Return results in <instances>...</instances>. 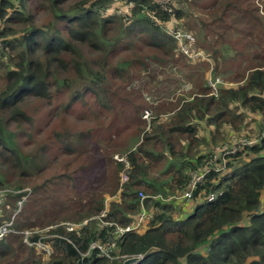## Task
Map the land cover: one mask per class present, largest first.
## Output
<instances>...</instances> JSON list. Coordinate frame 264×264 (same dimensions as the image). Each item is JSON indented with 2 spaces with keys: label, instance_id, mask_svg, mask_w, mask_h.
Here are the masks:
<instances>
[{
  "label": "trees",
  "instance_id": "16d2710c",
  "mask_svg": "<svg viewBox=\"0 0 264 264\" xmlns=\"http://www.w3.org/2000/svg\"><path fill=\"white\" fill-rule=\"evenodd\" d=\"M16 1L0 0V189L6 201L0 226L11 222L0 239V264H122L151 248L158 251L137 264H264V139L190 187L192 173L206 168L207 147L216 144L199 132L200 124L244 132L239 108L264 116V54H254L256 62L241 74L235 67L245 52L228 54L250 35L264 52V0H174L176 7L156 0ZM116 1L128 12L106 14ZM172 19L174 31L193 38L183 40L185 48L207 50L212 75L233 61L231 79L238 85L214 90L195 80L191 99L156 104L125 90L148 60L165 64L134 51L135 33L173 52L176 65L193 67L163 30ZM225 33L237 35L227 43ZM201 61L208 58L197 59L204 70L196 78L203 81L209 64ZM145 111L149 119L141 117ZM28 189L37 211L39 194L53 201L54 209H45L48 224L17 225L26 201L12 219ZM141 206L149 214L142 227L118 236L116 227L132 225ZM85 219L73 232L59 225ZM35 227L29 242L47 245L48 256L23 243L22 232ZM111 241L116 246L109 257L89 251L94 242Z\"/></svg>",
  "mask_w": 264,
  "mask_h": 264
},
{
  "label": "rangeland",
  "instance_id": "374dc122",
  "mask_svg": "<svg viewBox=\"0 0 264 264\" xmlns=\"http://www.w3.org/2000/svg\"><path fill=\"white\" fill-rule=\"evenodd\" d=\"M12 2L14 4H17L16 0H12ZM156 2H158V4H161L162 6H165L170 3H173V5L175 4L177 5V3H175L174 0H156ZM115 4L116 5L109 6L107 8L108 10L106 14H112V13L118 14V13L128 12L127 5L125 4V2L116 1ZM186 5H188L187 2H186ZM34 11H35V8L33 9V13ZM188 11L192 13L190 10ZM194 14H198V13L194 12ZM176 24L177 23L175 19H172L170 23H168V25H162V27L165 33H167L168 35H174V38H175L176 34L174 32L175 30L174 27ZM236 35L232 33L227 35L225 33V38L227 40V43L230 41H233ZM206 37L216 38L212 34H208L206 35ZM133 38L135 41L134 51L139 56L146 57V56L156 55L160 58H163V60L165 61V64H157L156 62H152L151 60H148V62L150 63V66L147 69H141L140 70L141 75L138 74L137 76L133 77V79L125 86V90L131 91L135 93L136 95H140L141 98L145 99L150 104H156L160 101L173 102V101L178 100V98L180 97L183 99H191V96L193 94H191L190 92H194V93L198 92L197 82L201 81V83L204 86L205 83H208V84L209 82L212 83V80L210 79L212 77L215 78V83H213L215 86V89H218L220 85H225V84L230 85V86L238 85L237 81L231 79L233 76L232 73L236 70V69H233L234 63L231 60L226 61L224 65H218V71L216 72L215 75H212L211 70L214 68V60L210 57L207 50L200 49L201 51H194V52H199L200 55L197 56V54H193L192 55L193 57L191 58L189 57L187 59V63H191L189 65L193 66L191 70H187L182 66L183 61L181 62L179 61L177 65L172 61V59L174 58L173 52H166L162 50L161 48H157V47H153L152 45H149L144 35H141L139 33H135L133 35ZM261 42H262V46H264V37H262ZM182 43L184 44V41ZM182 43H179V45H182ZM1 45L2 43L0 42V46ZM237 48L238 49L236 51L229 52L228 54L229 56L235 55L236 53L238 54L239 49H243V51L245 52V54L242 57L238 58V65H237L238 67H235V68H238L239 74H241L248 67H250L249 64L256 62V58L254 57V54H259V55L264 54V52L261 51V48L258 45L257 35L246 36L245 40L239 41ZM190 51H193V50H190ZM207 58H208V62L201 61V62H205L209 64V69L205 73V80L202 81L201 78H198V79L196 78V73L202 72L204 70L203 66L198 65L197 59L207 60ZM151 72L155 74V77H150L148 75V73H151ZM217 79H218V82L216 81ZM195 80H197V82H195ZM230 107L233 108L234 105H230ZM32 109L33 108H30V110ZM145 112H149V111H145ZM145 112H143V114H145ZM238 112H242V114L244 115V123L247 124L244 132H236L227 125H224L217 132L216 130L214 131L213 127H208L205 124V122L204 123L201 122L202 124L199 125V132L201 134L205 133V136L209 139V143L213 144V142H216V144L210 145V147L209 146L207 147V145L203 146L202 148H203L204 153L207 147L208 151L211 150L212 154L217 156L219 150H221L223 146H225L226 144L230 143L231 140L234 138L236 139L241 136H247L249 139L257 138L258 134L260 133L259 130H262L260 129V127L264 125V116L251 114L249 111H247L246 109H242V108H239ZM41 113H44V111H42ZM214 113H217V112H214ZM143 114L141 116L142 118H144ZM149 115H150V112H149ZM242 133H245V134H242ZM201 134H198V135H201ZM32 135L34 137L39 138L41 137L42 133L40 134L32 133ZM20 140L23 141V138H21ZM210 160L211 158L209 157L206 160V164H208ZM246 161H247L246 158L242 159L241 162L237 164V166H239L240 164L246 163ZM4 193H5V190L0 189V194H1L0 203L5 201V197L3 196ZM29 194H30V190L28 189V193L26 195V200H25L26 202L23 206V208L24 207L25 208L22 211V215L20 216V220L19 222H17V225L19 227H27L28 222L39 223L40 221L45 222L43 223L45 225L48 224L47 221L51 218V216H49L50 214L45 213V209H48L49 211L53 210L54 209L53 201L51 200V198H47L46 197L47 195L39 194L41 198L38 202L40 203V208L37 211L36 209L38 207V204L35 206L31 205L32 198L28 197ZM109 200L110 198L106 199L105 201L106 204H108ZM190 205L191 203L189 204L188 208L190 207ZM66 222H70V221H66ZM62 223H65V222H62ZM70 223H75V222H70ZM29 229H31V231H34V232L39 231L38 227L29 228ZM45 229L43 230L46 231ZM24 232H22V234ZM23 243H25L24 240H23ZM27 245L35 246L34 244L32 245L27 244Z\"/></svg>",
  "mask_w": 264,
  "mask_h": 264
},
{
  "label": "built area",
  "instance_id": "2783aa9c",
  "mask_svg": "<svg viewBox=\"0 0 264 264\" xmlns=\"http://www.w3.org/2000/svg\"><path fill=\"white\" fill-rule=\"evenodd\" d=\"M175 32V39L178 40L179 43H182L183 40H190L193 41V38L190 37L189 35H185V34H180L178 31H174ZM174 37V35H172ZM181 51L188 57H193V54H199V52H194V51H190L187 48H185L184 44L182 43L181 45ZM211 81V80H210ZM218 82V79L216 80ZM215 83V82H214ZM210 86L215 90V86L213 84V82H209ZM144 118H148L149 117V112H146L143 115ZM259 139H264V129H262L258 135V137L256 139H249L247 136H241L239 138H234L231 140L230 143L226 144L225 146H223V148L221 150H219L217 156L211 153V160L208 164H206V168L205 170H203L200 173H192V179H191V189H194L195 184L198 183L199 181H201L204 177V175H206L207 173H209L210 171H222L226 165L227 162H229V158L231 156H234L242 151H244L246 148L249 147H254V145L258 144ZM229 157V158H228ZM115 158H117V156H115ZM228 158V159H227ZM127 166V165H126ZM127 175L128 172L125 173H121V183H124L127 180ZM1 196V194H0ZM139 197L141 202L145 199V195L143 193H139ZM157 197H160V199H162V197L160 196V194L157 195ZM190 194H186L185 198H189ZM26 200V196L25 198H23L21 201H17L15 209L13 210V214H12V219L19 213V211L22 209V203L25 202ZM102 216H105L104 211L101 212ZM149 216V214L147 213L146 209L141 206V211L140 213L137 215L135 222L132 225L126 226V227H116L115 229V233L120 236L123 235L126 232H130L133 230H139L142 225L145 223V220L147 219V217ZM88 220H83L80 223H70V222H65V223H61L59 225L64 226L65 229L68 232H73L76 229L84 226L87 223ZM11 226V222H5L0 226V239H2L6 234H8L10 232L9 227ZM57 225L54 226H48L46 227V231L52 228H55ZM44 230H40V232H43ZM34 233V231H25L23 233V240L25 243L32 245V243L29 242V236ZM40 251H42L43 253L45 252V254L48 256L50 254V249L47 245L41 243L40 241L36 242L34 244ZM116 243L115 241H111L109 244L107 245H101L98 243H92L90 245V249L91 250H97L98 256H108L110 255V252L115 248ZM126 259V258H125Z\"/></svg>",
  "mask_w": 264,
  "mask_h": 264
},
{
  "label": "water",
  "instance_id": "95a60500",
  "mask_svg": "<svg viewBox=\"0 0 264 264\" xmlns=\"http://www.w3.org/2000/svg\"><path fill=\"white\" fill-rule=\"evenodd\" d=\"M117 159L121 160V157L118 156ZM156 251H158V249L151 248L143 255H138V256L129 257V258L124 259L122 264H137L141 262L144 258H146L148 255ZM182 261H184V259H182ZM77 264H83L82 260H79Z\"/></svg>",
  "mask_w": 264,
  "mask_h": 264
},
{
  "label": "clouds",
  "instance_id": "9594fccd",
  "mask_svg": "<svg viewBox=\"0 0 264 264\" xmlns=\"http://www.w3.org/2000/svg\"><path fill=\"white\" fill-rule=\"evenodd\" d=\"M118 157V156H117ZM114 158H115V156H114Z\"/></svg>",
  "mask_w": 264,
  "mask_h": 264
}]
</instances>
